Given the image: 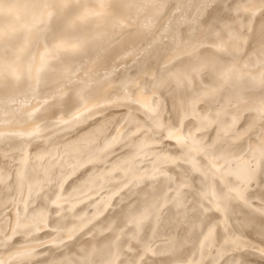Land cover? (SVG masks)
Listing matches in <instances>:
<instances>
[{
  "label": "bare ground",
  "instance_id": "6f19581e",
  "mask_svg": "<svg viewBox=\"0 0 264 264\" xmlns=\"http://www.w3.org/2000/svg\"><path fill=\"white\" fill-rule=\"evenodd\" d=\"M262 73L264 0H18L0 264H264Z\"/></svg>",
  "mask_w": 264,
  "mask_h": 264
},
{
  "label": "snow or ice",
  "instance_id": "6c2138e0",
  "mask_svg": "<svg viewBox=\"0 0 264 264\" xmlns=\"http://www.w3.org/2000/svg\"><path fill=\"white\" fill-rule=\"evenodd\" d=\"M139 3L145 11H150L151 9H154L156 7V0H139ZM17 7L18 0H0V25L3 24L6 17L12 16ZM51 16L52 13L49 12L47 19L50 20ZM261 87L262 89H264V73H262L261 75ZM262 115H264V108H262ZM169 135H171V132L169 133Z\"/></svg>",
  "mask_w": 264,
  "mask_h": 264
},
{
  "label": "rangeland",
  "instance_id": "374dc122",
  "mask_svg": "<svg viewBox=\"0 0 264 264\" xmlns=\"http://www.w3.org/2000/svg\"><path fill=\"white\" fill-rule=\"evenodd\" d=\"M76 236H77V234H73V235H71L70 237H76ZM133 238H134V236H133ZM138 242L141 243V242H143V241H139V240H138ZM136 247H140V248H142V247H146V246L142 243V244H140V245H138V246H136ZM134 249H136V248H134Z\"/></svg>",
  "mask_w": 264,
  "mask_h": 264
}]
</instances>
